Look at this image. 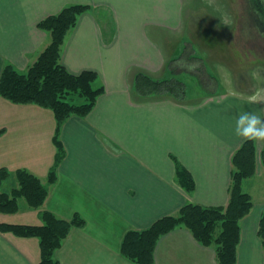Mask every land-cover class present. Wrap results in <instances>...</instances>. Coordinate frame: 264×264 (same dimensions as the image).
I'll use <instances>...</instances> for the list:
<instances>
[{
  "label": "crops",
  "instance_id": "0c3cea01",
  "mask_svg": "<svg viewBox=\"0 0 264 264\" xmlns=\"http://www.w3.org/2000/svg\"><path fill=\"white\" fill-rule=\"evenodd\" d=\"M77 4L91 9L67 35L61 63L74 75L96 72L95 87L103 86L105 93L90 115L63 125L65 157L44 206L23 211L20 204L18 213L0 214V225L39 226L44 211L65 220L79 215L86 224L73 229L56 252L60 264H135L121 254L128 232L146 230L189 203L228 205L231 159L246 141L235 134L236 116L248 110L264 118V104L249 105L255 88L233 90L225 81L231 82L229 73L219 64L207 75L205 58L198 56L204 42L195 31L188 32L195 23L171 0H0V78L7 65L27 73L51 42L38 24ZM141 72L187 87L183 79L192 78L210 95L184 101L169 95L142 98L134 89ZM221 87L224 93L219 94ZM0 130H5L0 169L11 172L9 180L26 170L47 185L58 156L53 112L0 97ZM256 149V175L243 182L253 209L240 222L237 264H264L258 235L264 213V143L256 142ZM176 160L193 176L194 192L178 182ZM4 185L0 193L11 192L17 181L9 190ZM23 216L33 223L15 220ZM40 254L37 238L0 232V264H38ZM154 256L156 264H218L216 247L203 246L184 227L163 236Z\"/></svg>",
  "mask_w": 264,
  "mask_h": 264
},
{
  "label": "trees",
  "instance_id": "16d2710c",
  "mask_svg": "<svg viewBox=\"0 0 264 264\" xmlns=\"http://www.w3.org/2000/svg\"><path fill=\"white\" fill-rule=\"evenodd\" d=\"M91 9L87 5H70L59 14L50 16L38 24V28L51 36L49 46L38 60L22 74L12 65L5 66L0 78V97L15 105H36L53 112L57 123L54 144L58 151L55 168L48 184L26 170L15 174L17 186L11 192L0 193V214L13 215L20 210V201H26L31 209L42 208L48 198L50 186L57 181V168L65 157L60 139L63 125L72 117L86 118L104 95L103 86L95 87L99 76L85 71L79 75L70 73L61 63L62 47L66 37L79 18ZM187 85L180 81L157 80L147 73H139L134 83L135 92L142 98L152 95H169L178 101L187 97ZM5 130H0V136ZM232 180L229 202L225 207L184 205L179 213L156 221L150 228L130 231L123 240L121 254L135 264H156L155 249L159 240L179 227L188 229L196 241L206 247L215 246L218 264H237L238 246L241 240L240 222L253 209L252 197L243 190V182L256 175V142L246 140L232 156ZM264 164V149L261 153ZM176 174L180 185L189 193L196 189L191 173L176 160ZM11 172L0 169V188L11 178ZM42 225L1 224L0 232L19 238H37L40 242L38 264H60L56 252L60 250L75 228H83L85 220L76 215L71 220L57 217L51 212H41ZM264 248V213L258 231Z\"/></svg>",
  "mask_w": 264,
  "mask_h": 264
},
{
  "label": "rangeland",
  "instance_id": "374dc122",
  "mask_svg": "<svg viewBox=\"0 0 264 264\" xmlns=\"http://www.w3.org/2000/svg\"><path fill=\"white\" fill-rule=\"evenodd\" d=\"M174 5H182L187 10V15L191 17L193 11H199V20L192 28L191 32L196 36L203 38L204 52L209 51L214 54L213 62L206 63L205 67L208 74H213V64L221 66V70L227 74L229 86L234 89H250L252 87H264V33L259 32V28L253 23V27H247V13L245 10V0H171ZM84 15V14H83ZM99 19L102 17L98 16ZM79 21V20H78ZM78 24V23H77ZM251 30L253 31L251 34ZM195 31V32H194ZM258 36V37H257ZM189 41L192 39L189 38ZM194 46L197 51L199 46ZM203 52V51H202ZM198 51V56L203 53ZM232 68V71L230 69ZM259 74V75H257ZM236 76V78H234ZM242 78V79H239ZM188 81L187 99L198 100L199 98L210 95L208 92H202L196 85V80L184 78ZM224 87H221L220 93H224ZM218 94V95H219ZM15 179L9 180L3 187L11 189ZM22 210H29L26 201H20ZM18 223L25 222L24 216L15 219ZM31 221V218L28 220Z\"/></svg>",
  "mask_w": 264,
  "mask_h": 264
},
{
  "label": "clouds",
  "instance_id": "9594fccd",
  "mask_svg": "<svg viewBox=\"0 0 264 264\" xmlns=\"http://www.w3.org/2000/svg\"><path fill=\"white\" fill-rule=\"evenodd\" d=\"M248 104H264V87L256 88L248 96ZM235 134L244 140L264 143V118L255 111L239 112L235 120Z\"/></svg>",
  "mask_w": 264,
  "mask_h": 264
},
{
  "label": "flooded vegetation",
  "instance_id": "af4514ba",
  "mask_svg": "<svg viewBox=\"0 0 264 264\" xmlns=\"http://www.w3.org/2000/svg\"><path fill=\"white\" fill-rule=\"evenodd\" d=\"M246 1V5L245 10L247 13V19L248 21H246L247 23V27H253V23L257 26V28H259V32L264 33V0H245ZM199 11H193L190 17V22L193 23H197L199 20V15H198ZM252 30H251V34H252ZM199 37V36H196ZM258 37V36H257ZM264 39V36H261L260 39ZM199 39L203 40V38L199 37ZM262 50L264 48L260 47ZM188 49L190 50V48L188 47ZM201 50L203 51V56L205 58V64L203 65V69L205 70V72L208 74V70L206 69L205 65L206 63L208 64V62H213V55L210 51L208 53L204 52V48H201ZM217 63L213 64V71H216L217 69ZM230 71H232V68L230 69Z\"/></svg>",
  "mask_w": 264,
  "mask_h": 264
}]
</instances>
